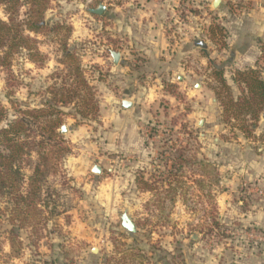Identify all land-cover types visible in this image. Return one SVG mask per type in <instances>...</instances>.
<instances>
[{"label": "rangeland", "instance_id": "rangeland-1", "mask_svg": "<svg viewBox=\"0 0 264 264\" xmlns=\"http://www.w3.org/2000/svg\"><path fill=\"white\" fill-rule=\"evenodd\" d=\"M213 1L49 0L46 28L30 34L41 58L16 55L0 70V103L12 118L8 99L50 102L67 132L50 144L58 154L34 220L12 224L2 195L0 264H264V233L243 221L264 199V114L246 137L244 116L223 109L247 93L239 73L264 80V17L254 0ZM99 5L102 15L89 12Z\"/></svg>", "mask_w": 264, "mask_h": 264}, {"label": "trees", "instance_id": "trees-1", "mask_svg": "<svg viewBox=\"0 0 264 264\" xmlns=\"http://www.w3.org/2000/svg\"><path fill=\"white\" fill-rule=\"evenodd\" d=\"M48 2L49 0H0V9L6 16V21L0 19V70H9L16 55L31 62L41 58L38 42L30 34L38 35L46 28L43 15ZM22 8H27L26 17L19 20ZM70 56L71 54L65 53V57ZM256 73L253 69L239 73L247 93L237 100L230 98L226 103L223 102L225 115L233 108L234 113L237 109L238 115L244 116V125L240 130L246 137L253 134L260 116L264 114V80ZM83 84L89 89L85 80ZM8 102L11 108H15L10 116L12 118H9L8 110L0 103V199L3 194L13 198L14 210L10 221L12 224L16 221L21 224L22 221L31 222L36 218L35 212H40L37 206L40 204L41 193L54 166L53 158L58 154L50 144L61 146L63 137L58 131L61 127L57 117L60 112L50 102L47 108L32 109L15 107V102L10 99ZM92 110L95 112V105ZM87 114L88 112L81 113V120L88 118ZM261 140L264 144V130ZM28 145H33L34 148H29ZM32 154L36 161L30 165L31 174L26 178L22 173L21 159L31 162ZM50 214L58 216L60 212L53 209ZM8 235L13 249L17 234L11 230Z\"/></svg>", "mask_w": 264, "mask_h": 264}, {"label": "crops", "instance_id": "crops-1", "mask_svg": "<svg viewBox=\"0 0 264 264\" xmlns=\"http://www.w3.org/2000/svg\"><path fill=\"white\" fill-rule=\"evenodd\" d=\"M255 2H259V12L260 14L263 15L264 17V0H254ZM255 178L259 179L258 184H259V190L263 191L264 190V170H260L257 172L255 175ZM227 197L223 198V203H222V210L225 212V209L229 207V200L232 196L231 192H228V194H224ZM252 212H249L244 215V222H247L248 224H255L259 226L261 229V232L264 233V199H258L257 202L253 204ZM260 259V258H257Z\"/></svg>", "mask_w": 264, "mask_h": 264}, {"label": "water", "instance_id": "water-1", "mask_svg": "<svg viewBox=\"0 0 264 264\" xmlns=\"http://www.w3.org/2000/svg\"><path fill=\"white\" fill-rule=\"evenodd\" d=\"M221 3V0H214L212 2V7L213 8H217ZM104 11V7L102 5H99L96 9H92L90 10L89 12L93 15H97V16H100L102 15ZM200 47L204 48L205 45H203L201 43ZM110 56H111V59L113 61V63L116 65L118 63V60H119V54L118 53H115V52H111L110 53ZM132 106V104L128 101H123L122 102V108L124 109H130ZM67 132V128L65 125L61 126L60 127V133L61 134H65ZM91 172L93 174H96V175H100L102 173V169L101 167L97 166V165H94L92 168H91ZM121 227L129 232V233H135L136 232V227H135V224L133 223V221L131 220V218L128 216V214L126 212H124L122 215H121ZM94 252H96L94 250Z\"/></svg>", "mask_w": 264, "mask_h": 264}]
</instances>
